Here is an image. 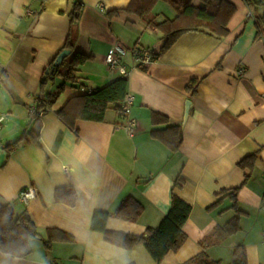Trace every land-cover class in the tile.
Returning a JSON list of instances; mask_svg holds the SVG:
<instances>
[{"label": "crops", "instance_id": "0c3cea01", "mask_svg": "<svg viewBox=\"0 0 264 264\" xmlns=\"http://www.w3.org/2000/svg\"><path fill=\"white\" fill-rule=\"evenodd\" d=\"M131 1L0 0V114L8 116L0 140L8 145L32 128L40 136V145L27 139L12 151L0 150V202L10 204L15 217L28 213L39 235L31 239L29 257L0 251V264H184L201 253L230 264L238 246L245 247L248 264H264V33L258 38L256 26L264 8L257 7L259 0H225L237 9L226 38L187 33L146 71L133 70L127 58L128 92L134 96L129 116L110 111L104 123L78 121L77 133L59 120L57 112L70 99L122 78L105 62L114 48L160 52L163 35L150 22L174 19L176 11L160 1L141 19L124 12ZM76 2L83 7L72 57L84 54L93 60L80 67L79 83L68 85L41 122L32 126L29 109L71 34ZM116 11L120 14L110 18ZM192 82H197L195 94L188 90ZM61 83L58 78L45 91L52 94ZM188 102L190 115L184 121ZM153 112L182 127L178 153L152 138L154 129L166 128L152 125ZM129 118L138 124L133 137L121 128ZM253 155L252 171L239 167ZM247 177L237 198L240 231L220 241L214 230L236 216L229 196ZM30 186L37 189V197L25 205L20 193ZM65 187L77 194L73 206L55 199V191ZM173 193L192 211L183 228L186 242L161 263L143 245L127 250L91 229L96 211L114 214L132 196L144 206L141 219L132 223L110 217L107 229L143 235L168 215ZM49 229L72 236L74 242L55 243L46 250Z\"/></svg>", "mask_w": 264, "mask_h": 264}, {"label": "trees", "instance_id": "16d2710c", "mask_svg": "<svg viewBox=\"0 0 264 264\" xmlns=\"http://www.w3.org/2000/svg\"><path fill=\"white\" fill-rule=\"evenodd\" d=\"M163 1L169 4L177 13L174 19H167L161 23L150 22V25L163 35L164 44L158 54H154L157 60L166 53L183 35L191 32L204 33L219 39L226 38L230 32L229 23L235 16L236 7L225 0H201L198 6L193 4L194 0H132L124 12L145 19L152 14L156 5ZM253 3V0H246ZM264 5V0H260ZM82 3L76 2L74 10L70 15L71 34L62 49L46 71L42 80V90L35 100L37 114L31 118L32 126L41 122V118L54 107L57 100L64 93L68 85L76 86L79 83L77 73L80 67L93 60V56L74 53L75 31L81 16ZM120 11L112 12L109 17L119 15ZM258 38L264 33V15L256 19ZM68 50L71 55L67 57L60 67L54 64L59 55ZM146 71V68L143 69ZM62 83L57 86L56 91L49 94L45 91L46 86L56 79ZM128 78L122 77L109 85L89 90L86 93L73 97L67 104L57 112L59 120L69 129L77 133L78 121L104 123L110 111L122 114V104L128 92ZM197 82H192L188 90L195 94ZM90 92V93H89ZM123 115V114H122ZM124 116V115H123ZM152 125L155 127L166 126L165 129H154L151 132L153 139L163 143L171 152L178 153L183 143V130L181 126L171 124L168 117L153 112L151 116ZM31 139L36 145H40V136L35 130L29 129L16 140L6 145L5 149L12 151L21 141ZM256 155L245 158L239 163L242 169L253 170ZM248 177L240 188L232 191L229 198L233 201L232 209L236 216L225 226L214 230V237L220 241L237 234L240 231V220L242 213L237 208V198L241 189L246 185ZM176 188L181 185L176 183ZM77 194L72 187L59 188L55 191V199L58 202L73 206ZM215 207V206H214ZM144 206L134 197L125 199L114 214L96 211L91 222V229L101 233L105 241L121 248L130 250L136 246L146 247L156 263L162 260L170 252H178L187 240L183 228L188 221L192 208L182 201L174 193L172 194V205L168 215L157 228H147L143 235H128L113 232L107 229L110 217H115L128 222L137 223L144 214ZM47 240L44 243L46 250H51L55 243H73L74 238L60 230L49 229ZM36 224L28 213L15 217L10 204L0 202V251L3 254L24 259L32 254L31 239L38 237ZM184 264H222L221 261L211 260L206 253H201ZM230 264H248L247 252L244 246L234 248Z\"/></svg>", "mask_w": 264, "mask_h": 264}, {"label": "built area", "instance_id": "2783aa9c", "mask_svg": "<svg viewBox=\"0 0 264 264\" xmlns=\"http://www.w3.org/2000/svg\"><path fill=\"white\" fill-rule=\"evenodd\" d=\"M99 9L104 11V6L100 5ZM127 58H130L133 62V70L135 69H144L147 68L150 64L154 62V52L150 49H126L122 47H116L112 51H110L106 57L105 62L108 69L111 72H118L122 77H127L129 75V68L126 65ZM240 76H244L245 73L240 71ZM90 93V92H89ZM262 99L264 100V94L262 95ZM134 105V96L128 93L125 97V100L122 104V114L124 116H129L132 111V107ZM37 114L35 104L29 109V117L32 118ZM8 120V116L6 114H0V135L2 134L6 122ZM137 121L133 118H129L127 123L123 125L121 128L124 129L129 137L135 136L137 132ZM6 147L0 140V150H4ZM37 197V189L33 186H30L24 189L20 193L19 200L28 205L30 201ZM262 208L264 209V195L262 197ZM57 264V263H52Z\"/></svg>", "mask_w": 264, "mask_h": 264}, {"label": "water", "instance_id": "95a60500", "mask_svg": "<svg viewBox=\"0 0 264 264\" xmlns=\"http://www.w3.org/2000/svg\"><path fill=\"white\" fill-rule=\"evenodd\" d=\"M71 55V52L68 51V50H65L64 52H62L59 57L57 58L54 66L55 67H60L61 64L63 63V61L69 57ZM190 109H191V102H188L186 104V110H185V120L184 121H187L189 115H190Z\"/></svg>", "mask_w": 264, "mask_h": 264}, {"label": "rangeland", "instance_id": "374dc122", "mask_svg": "<svg viewBox=\"0 0 264 264\" xmlns=\"http://www.w3.org/2000/svg\"><path fill=\"white\" fill-rule=\"evenodd\" d=\"M253 1H254V0H253ZM259 1H260V0H259ZM251 4H252V3H251ZM257 7H258V8H264V5H262V4L259 3V5L257 4ZM112 113L115 114V112H112Z\"/></svg>", "mask_w": 264, "mask_h": 264}]
</instances>
